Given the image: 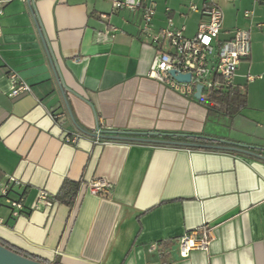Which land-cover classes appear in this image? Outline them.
Instances as JSON below:
<instances>
[{"label": "crops", "instance_id": "crops-1", "mask_svg": "<svg viewBox=\"0 0 264 264\" xmlns=\"http://www.w3.org/2000/svg\"><path fill=\"white\" fill-rule=\"evenodd\" d=\"M0 1V239L50 264H264V0H158L152 21L153 33L171 17L193 37L216 4L221 41L250 29L233 85L247 107L235 116L149 76L156 48L141 11H114L111 0ZM9 70L32 91L11 96ZM97 126L109 142L95 143ZM74 131L84 136L66 142ZM10 177L21 182L11 192L21 214L2 198ZM67 179L80 182L72 207L53 199ZM96 180L111 193H91ZM190 230L209 243L183 257L179 240Z\"/></svg>", "mask_w": 264, "mask_h": 264}, {"label": "built area", "instance_id": "built-area-1", "mask_svg": "<svg viewBox=\"0 0 264 264\" xmlns=\"http://www.w3.org/2000/svg\"><path fill=\"white\" fill-rule=\"evenodd\" d=\"M111 2L114 11L120 9L132 12L141 11L144 21L143 33L152 38L156 48L149 76L183 95L195 94L197 85L201 84V98L206 100L211 89L233 87L240 62L250 56V29L239 27L234 30L230 39L222 41L219 39L224 14L216 4L205 7L203 12L205 17L200 22L197 33L193 37H187L184 34L185 26L175 27L171 17L167 20V26L160 32L153 33L151 31L158 0H111ZM191 9L198 10L196 5H192ZM4 12V2L0 1V37L3 35L1 19ZM244 15L248 18L252 15V11L246 10ZM165 44L168 49L164 47ZM171 71L182 74L189 73L191 80L189 82L179 81L171 75ZM8 75L13 83L11 96H19L32 91L31 85L23 81L17 72L9 70ZM254 78V76H248L249 81ZM51 115L59 123L66 118L65 112L61 111L59 106L51 110ZM104 132L103 127L97 126L94 133L95 143L109 142L102 139ZM83 136L84 133L81 131L66 133L65 141L75 144ZM20 184L21 182L17 178L10 177L1 187L2 198L17 214L25 212L24 204L22 198H13L11 192L15 185ZM112 187V184L106 180H96L90 183L89 190L93 194L109 195ZM51 200L52 196L46 190L40 191V202L51 205ZM197 234L198 230H190L181 236L179 240L180 254L183 257L188 256L195 249L205 248L208 245V240L197 239Z\"/></svg>", "mask_w": 264, "mask_h": 264}, {"label": "trees", "instance_id": "trees-1", "mask_svg": "<svg viewBox=\"0 0 264 264\" xmlns=\"http://www.w3.org/2000/svg\"><path fill=\"white\" fill-rule=\"evenodd\" d=\"M205 104L208 107L210 112L219 114H225L229 116H235L239 114L244 108L247 107V98L246 95L243 94L240 90L234 87H227L221 89H211L206 98ZM164 139H176L179 138V141L187 143L191 142L192 144L205 148V147H218L217 145H221V141L209 138H202L196 135H187L183 138L181 136H171L167 135L163 137ZM80 189V182H75L71 180H65L62 184L60 191L57 195L53 196L54 200H58L68 204L69 206H73L76 196L78 195ZM0 244L5 247L23 255L28 258H32L41 262L49 263L45 260H41L29 253H26L22 250H19L7 242L0 239ZM50 264V263H49ZM54 264H59L58 262Z\"/></svg>", "mask_w": 264, "mask_h": 264}, {"label": "water", "instance_id": "water-1", "mask_svg": "<svg viewBox=\"0 0 264 264\" xmlns=\"http://www.w3.org/2000/svg\"><path fill=\"white\" fill-rule=\"evenodd\" d=\"M28 1L32 4V0H28ZM41 35H42V38H43V41L45 44V48L49 54L50 60L54 66V60H53V57L51 55L47 40H46V38L42 32H41ZM170 73L179 81L189 82L191 80V74H189V73L188 74H182V73H176L175 71H171ZM201 91H202V85L201 84L197 85L196 92H195V97L197 99L201 98ZM62 92L64 95V99L67 103V96L65 94V90H64L63 86H62ZM71 117H72V114H71ZM162 143H172V142L163 141ZM232 149H234L236 151H240V152H246V150L240 149V148H232ZM0 264H49V263L41 262V261H38V260H35L32 258H28V257L23 256V255L15 252V251L5 247L4 245L0 244Z\"/></svg>", "mask_w": 264, "mask_h": 264}]
</instances>
